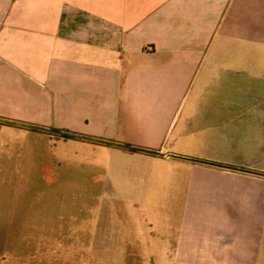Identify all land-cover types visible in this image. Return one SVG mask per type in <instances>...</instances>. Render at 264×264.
Masks as SVG:
<instances>
[{
    "label": "crops",
    "instance_id": "1",
    "mask_svg": "<svg viewBox=\"0 0 264 264\" xmlns=\"http://www.w3.org/2000/svg\"><path fill=\"white\" fill-rule=\"evenodd\" d=\"M0 118L151 149L160 157L146 160L230 180L242 188L219 202L245 220L225 227L264 229V0H0ZM188 147L198 154L167 151ZM102 148L123 153L0 124V229L61 228L23 218L20 182L55 180ZM76 244L129 264H264V239Z\"/></svg>",
    "mask_w": 264,
    "mask_h": 264
},
{
    "label": "rangeland",
    "instance_id": "2",
    "mask_svg": "<svg viewBox=\"0 0 264 264\" xmlns=\"http://www.w3.org/2000/svg\"><path fill=\"white\" fill-rule=\"evenodd\" d=\"M178 129L179 124L173 134ZM119 149L123 150L122 155L108 148L81 151L74 160H68L67 170L58 172L55 180L20 182L25 184L24 190L21 189V207L26 211L23 218L48 221L61 228L0 229V249L9 254V264H17L18 256L20 263L25 258V264L130 263L122 255H118L117 261L101 260L99 246L76 244L101 237L138 236L157 242L171 235L186 244L264 239V229L225 227L245 220L242 213L224 211L226 203L219 202L226 199L227 192L242 188L240 185L203 175L191 167L146 160L156 154ZM167 151L193 156L199 150L188 147ZM44 232L59 242L75 244L49 243ZM109 247L112 250L106 249L103 256L120 254L126 246H116V251L114 246ZM134 248L142 251L141 246ZM148 248L153 253L161 250L159 246L148 245ZM155 259L154 263L161 262L157 255ZM148 263L146 259L137 260V264Z\"/></svg>",
    "mask_w": 264,
    "mask_h": 264
},
{
    "label": "trees",
    "instance_id": "3",
    "mask_svg": "<svg viewBox=\"0 0 264 264\" xmlns=\"http://www.w3.org/2000/svg\"><path fill=\"white\" fill-rule=\"evenodd\" d=\"M0 124L14 126V127L29 130V131L44 133V134L50 135L51 137L63 139V140H77V141L95 143V144H100V145H105V146H112V147L115 146V147H119V148L132 151V152H141V153H146L150 155L156 154L155 151L150 150V149H145V148L132 146L128 144L115 143L111 140L91 137V136H87V135H83V134H79L75 132H70L66 130L46 128L42 126L31 125V124L3 119V118H0ZM211 165H214V164H211Z\"/></svg>",
    "mask_w": 264,
    "mask_h": 264
}]
</instances>
